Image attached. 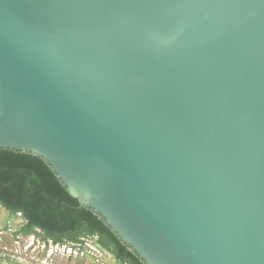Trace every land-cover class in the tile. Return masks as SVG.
Listing matches in <instances>:
<instances>
[{"label": "water", "instance_id": "95a60500", "mask_svg": "<svg viewBox=\"0 0 264 264\" xmlns=\"http://www.w3.org/2000/svg\"><path fill=\"white\" fill-rule=\"evenodd\" d=\"M0 149L145 264H264V0H0Z\"/></svg>", "mask_w": 264, "mask_h": 264}, {"label": "trees", "instance_id": "16d2710c", "mask_svg": "<svg viewBox=\"0 0 264 264\" xmlns=\"http://www.w3.org/2000/svg\"><path fill=\"white\" fill-rule=\"evenodd\" d=\"M0 205L21 213L24 234L40 228L55 242L95 237L122 264H145L90 208L81 206L41 157L0 149Z\"/></svg>", "mask_w": 264, "mask_h": 264}, {"label": "built area", "instance_id": "2783aa9c", "mask_svg": "<svg viewBox=\"0 0 264 264\" xmlns=\"http://www.w3.org/2000/svg\"><path fill=\"white\" fill-rule=\"evenodd\" d=\"M8 231H12V241L17 245L14 249L3 243ZM8 231L0 230V261L9 257L17 258L18 253H21L22 241L25 240L23 248L30 256V259L26 260L27 264H49L48 261L53 263L54 257L79 259L88 261L89 264H110L106 250L91 237H82L78 241L55 242L46 237L40 228L30 234H24L21 231L17 233L10 224Z\"/></svg>", "mask_w": 264, "mask_h": 264}, {"label": "rangeland", "instance_id": "374dc122", "mask_svg": "<svg viewBox=\"0 0 264 264\" xmlns=\"http://www.w3.org/2000/svg\"><path fill=\"white\" fill-rule=\"evenodd\" d=\"M12 225L14 229L17 230V233L21 231V228L25 224L24 218L18 213L13 214L8 211L6 208L0 205V230L8 231L9 225ZM12 231H8L6 234V238H4L3 243L4 245L9 246L10 249H14L17 245L12 241L11 236ZM94 241L97 242V238L91 237ZM25 240L22 241V248L20 247V252L18 253L17 258H6L5 260H1L0 264H27L26 260L30 259L28 253L24 250ZM105 254L110 259V264H122L118 261L110 252L106 251ZM54 262L48 261L49 264H89L88 261H83L79 259H68V258H61V257H54Z\"/></svg>", "mask_w": 264, "mask_h": 264}]
</instances>
